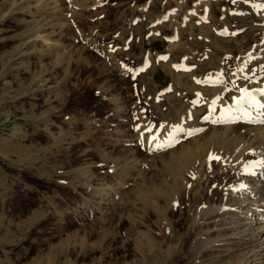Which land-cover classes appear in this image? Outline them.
Instances as JSON below:
<instances>
[{
  "label": "rangeland",
  "instance_id": "obj_1",
  "mask_svg": "<svg viewBox=\"0 0 264 264\" xmlns=\"http://www.w3.org/2000/svg\"><path fill=\"white\" fill-rule=\"evenodd\" d=\"M242 1L0 0V264L240 262L193 240L226 232L217 80L264 75Z\"/></svg>",
  "mask_w": 264,
  "mask_h": 264
},
{
  "label": "bare ground",
  "instance_id": "obj_2",
  "mask_svg": "<svg viewBox=\"0 0 264 264\" xmlns=\"http://www.w3.org/2000/svg\"><path fill=\"white\" fill-rule=\"evenodd\" d=\"M234 9L233 13L242 18L237 30H242L244 34L251 35L249 40L252 45L250 43L248 56L255 58V61L260 66L263 65L264 68V0H243L242 5H236ZM202 19L204 20V18ZM224 29L226 30V28ZM224 29L222 34H228L229 30L225 31ZM242 72L232 74L231 71V75L224 72L223 77L218 78L217 82L221 85L218 90L221 89V93L212 95L214 101L218 100L221 103L217 104L219 105L218 108L221 107V114L216 113L217 115H214V113L209 112L214 115L212 118L209 117L211 118L212 130L208 134L209 141L204 142L205 145L203 144L206 148L211 141L219 144L221 146V163L225 169L229 168L230 171V180L221 187L222 199L217 204L218 206L214 208L215 210H211L210 207L211 209L207 208L203 211L208 215L211 211H214V214H221L222 223L226 230L225 238L223 241L217 242L219 239H207L204 237L206 233L199 231L193 240V244L199 247L200 253L212 245L216 246L219 255L221 252L228 256L237 253L236 256L240 257L238 264H264V75H249ZM214 86L216 85L214 84ZM205 102L207 103L206 100ZM202 105L204 106V103ZM145 129L147 128L145 127ZM140 130L137 129L139 134L144 137L146 132L143 129ZM170 130L172 133L169 131V136L166 135V132L165 138L162 134L161 139L155 142L153 140L154 143L150 144V140L149 149L167 152L168 149L174 147L177 142L176 139H178L177 136L182 132V129L174 127ZM188 133L190 134V131ZM189 134L186 135L189 136ZM180 139L182 140V138ZM204 146L203 149H205ZM144 149L148 152V148L144 147ZM215 149L217 150V148ZM193 156L194 153L191 149L190 152L179 153L177 158L183 161V165H186L188 158ZM253 181L256 182L251 185ZM108 195L110 193L105 194V196ZM214 214L211 213L212 216ZM193 259H196V256Z\"/></svg>",
  "mask_w": 264,
  "mask_h": 264
}]
</instances>
